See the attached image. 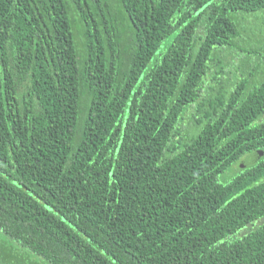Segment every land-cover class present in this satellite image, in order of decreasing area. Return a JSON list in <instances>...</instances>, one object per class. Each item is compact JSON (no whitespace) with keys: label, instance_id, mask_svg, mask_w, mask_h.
<instances>
[{"label":"trees","instance_id":"trees-1","mask_svg":"<svg viewBox=\"0 0 264 264\" xmlns=\"http://www.w3.org/2000/svg\"><path fill=\"white\" fill-rule=\"evenodd\" d=\"M262 11L264 0H0L8 260L264 264V66L204 84L210 62L229 63L240 16ZM244 155L253 164L229 177Z\"/></svg>","mask_w":264,"mask_h":264},{"label":"rangeland","instance_id":"rangeland-1","mask_svg":"<svg viewBox=\"0 0 264 264\" xmlns=\"http://www.w3.org/2000/svg\"><path fill=\"white\" fill-rule=\"evenodd\" d=\"M239 22L240 35L235 39V45L228 46L225 49L223 48L222 52L225 62L229 63L223 67L222 71H216L217 65L215 64V61L210 62L209 75L205 77L204 82L206 86L208 84H213L214 86L218 87L217 84L215 85L217 80H215L214 76H217L218 79L222 78L221 81H230V79H233V73L238 71L241 72L243 69L246 71L248 70L247 66L250 68V72H253L257 62H261V68H263L264 58L262 56L264 55V11L258 12L254 15L245 16L243 18L240 16ZM169 39L170 38H167L166 41ZM245 39L246 41H244ZM163 45L164 44H162V46ZM253 49H256L257 54L252 51ZM243 77V74L237 75L238 79ZM206 93L207 92L205 90L204 94L206 95ZM194 111L195 110L193 108L188 109L181 117L178 127L182 134L188 131L189 120L192 118ZM260 120H264V115L261 116ZM253 157L255 160L258 159L256 158V155H253ZM253 161L254 160L252 159L251 155H244L237 162H235V164L231 165L226 173L229 175V177L233 176L239 170L245 169L250 164H253ZM0 243H3V245L7 246H14L15 244L12 239L4 235V233L1 231ZM8 249H10V247H5L4 249L0 247V264H29L32 256H28V254L24 252H22V256L18 260L13 259L9 261L8 258L10 252ZM14 250L19 252L16 249ZM36 261H38V264H49L46 261L40 259H36Z\"/></svg>","mask_w":264,"mask_h":264},{"label":"water","instance_id":"water-1","mask_svg":"<svg viewBox=\"0 0 264 264\" xmlns=\"http://www.w3.org/2000/svg\"><path fill=\"white\" fill-rule=\"evenodd\" d=\"M262 153H263L262 151H259L258 153L254 154V155H256V158H259V156H260Z\"/></svg>","mask_w":264,"mask_h":264}]
</instances>
